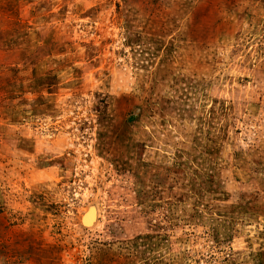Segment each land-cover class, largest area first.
Wrapping results in <instances>:
<instances>
[{"label": "rangeland", "instance_id": "374dc122", "mask_svg": "<svg viewBox=\"0 0 264 264\" xmlns=\"http://www.w3.org/2000/svg\"><path fill=\"white\" fill-rule=\"evenodd\" d=\"M0 264H264V0H0Z\"/></svg>", "mask_w": 264, "mask_h": 264}, {"label": "water", "instance_id": "95a60500", "mask_svg": "<svg viewBox=\"0 0 264 264\" xmlns=\"http://www.w3.org/2000/svg\"><path fill=\"white\" fill-rule=\"evenodd\" d=\"M86 213L89 214L90 219H91V221H92V219H93V212H92V211H87ZM86 213H85V214H86ZM85 214H84V215H85ZM91 221H89V223H90ZM87 223H88V222H87Z\"/></svg>", "mask_w": 264, "mask_h": 264}]
</instances>
